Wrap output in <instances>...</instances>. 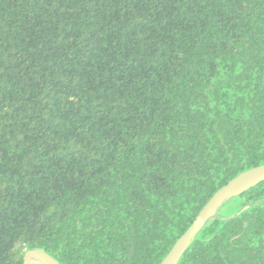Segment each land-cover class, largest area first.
<instances>
[{
  "label": "trees",
  "instance_id": "16d2710c",
  "mask_svg": "<svg viewBox=\"0 0 264 264\" xmlns=\"http://www.w3.org/2000/svg\"><path fill=\"white\" fill-rule=\"evenodd\" d=\"M261 166L264 0H0V264H161ZM231 202L179 264H264Z\"/></svg>",
  "mask_w": 264,
  "mask_h": 264
},
{
  "label": "water",
  "instance_id": "95a60500",
  "mask_svg": "<svg viewBox=\"0 0 264 264\" xmlns=\"http://www.w3.org/2000/svg\"><path fill=\"white\" fill-rule=\"evenodd\" d=\"M264 182V166L247 171L228 185L220 189L201 211L192 226L176 242L168 256L161 264H179L191 246L197 241L205 227L212 221H228L219 216L220 210L231 200L243 196L246 192ZM246 208L242 209L237 216ZM233 217V218H235ZM23 264H60L54 257L41 250L28 251L23 259Z\"/></svg>",
  "mask_w": 264,
  "mask_h": 264
},
{
  "label": "rangeland",
  "instance_id": "374dc122",
  "mask_svg": "<svg viewBox=\"0 0 264 264\" xmlns=\"http://www.w3.org/2000/svg\"><path fill=\"white\" fill-rule=\"evenodd\" d=\"M232 201V200H231ZM229 202L228 204H226L221 210H220V212H219V216L221 217V216H223L224 214H225V212H226V210L228 209V207L232 204V202Z\"/></svg>",
  "mask_w": 264,
  "mask_h": 264
},
{
  "label": "bare ground",
  "instance_id": "6f19581e",
  "mask_svg": "<svg viewBox=\"0 0 264 264\" xmlns=\"http://www.w3.org/2000/svg\"><path fill=\"white\" fill-rule=\"evenodd\" d=\"M35 264H40V263H37V262H36Z\"/></svg>",
  "mask_w": 264,
  "mask_h": 264
}]
</instances>
